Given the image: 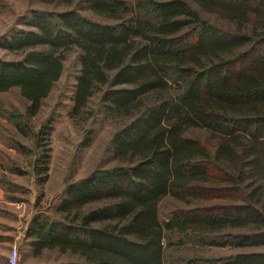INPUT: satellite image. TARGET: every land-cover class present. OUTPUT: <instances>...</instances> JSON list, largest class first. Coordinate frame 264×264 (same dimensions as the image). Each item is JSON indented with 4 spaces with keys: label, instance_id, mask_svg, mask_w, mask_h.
Listing matches in <instances>:
<instances>
[{
    "label": "trees",
    "instance_id": "1",
    "mask_svg": "<svg viewBox=\"0 0 264 264\" xmlns=\"http://www.w3.org/2000/svg\"><path fill=\"white\" fill-rule=\"evenodd\" d=\"M86 2L110 21L76 8L35 14L31 29L3 45L23 58H0V93L18 87L35 115L63 73L65 53L77 48L72 113L99 94L107 113L126 120L112 142L120 164L70 184L60 219L33 218L34 255L76 257L54 264H167L173 233L211 245H264V0ZM192 128L207 136L190 135ZM167 197L183 206L163 220ZM218 261L211 264H264V252Z\"/></svg>",
    "mask_w": 264,
    "mask_h": 264
},
{
    "label": "rangeland",
    "instance_id": "2",
    "mask_svg": "<svg viewBox=\"0 0 264 264\" xmlns=\"http://www.w3.org/2000/svg\"><path fill=\"white\" fill-rule=\"evenodd\" d=\"M70 8L95 20L110 21L91 11L86 0L72 5L40 0H0V58H23V52L7 50L3 45L17 32L31 29L27 22L33 15L59 13ZM203 15L217 26H228L213 15ZM79 69V50L67 51L63 73L35 115L28 112V102L18 87L0 93V264H5V256H9L14 244L19 249L17 264H54L76 259L56 250H44L36 256L24 234L38 215L60 219L56 208L70 184L95 171L120 164L113 155L112 142L126 120L107 113L99 94L91 98L84 109L72 113ZM190 135L205 138L207 132L203 128H192ZM178 206L183 204L174 198L163 199L160 204L162 219L166 220ZM91 207L95 205H88L84 210ZM18 218L22 220V228L14 235V228L9 226H13V221L18 224ZM233 231L247 232L244 229ZM12 235L10 247L8 240ZM170 236V240H166L167 264H182L189 259L211 264L238 253L264 252V245L221 246L208 244L190 233Z\"/></svg>",
    "mask_w": 264,
    "mask_h": 264
},
{
    "label": "crops",
    "instance_id": "3",
    "mask_svg": "<svg viewBox=\"0 0 264 264\" xmlns=\"http://www.w3.org/2000/svg\"><path fill=\"white\" fill-rule=\"evenodd\" d=\"M0 193H2L1 192V190H0ZM1 197V196H0ZM13 218V220H15L14 219V217H12ZM12 225L13 226H9V228H14V230H13V232L12 233H14V235L16 234V233H18L17 232V230H20L21 228H22V220H20V218H18V224H16L15 223V221H13L12 222ZM21 234H23L22 232H21ZM14 235H12V236H10V238H9V240H8V243L10 244V247H11V244H12V242H13V237H14ZM28 234H27V231H26V233L24 234V236L26 237V241H28L29 242V245H30V238L27 236ZM30 249H31V251H32V253H33V247L30 245ZM10 250V249H9ZM34 254V253H33ZM4 255V254H3ZM9 255V254H8ZM6 257H8L7 255L5 256V264H8V259L6 260Z\"/></svg>",
    "mask_w": 264,
    "mask_h": 264
},
{
    "label": "built area",
    "instance_id": "4",
    "mask_svg": "<svg viewBox=\"0 0 264 264\" xmlns=\"http://www.w3.org/2000/svg\"><path fill=\"white\" fill-rule=\"evenodd\" d=\"M19 256V249L16 244L11 247L9 256H8V264H17Z\"/></svg>",
    "mask_w": 264,
    "mask_h": 264
}]
</instances>
